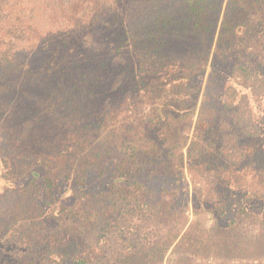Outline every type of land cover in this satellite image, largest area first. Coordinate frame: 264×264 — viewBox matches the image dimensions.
Instances as JSON below:
<instances>
[{"label":"trees","instance_id":"16d2710c","mask_svg":"<svg viewBox=\"0 0 264 264\" xmlns=\"http://www.w3.org/2000/svg\"><path fill=\"white\" fill-rule=\"evenodd\" d=\"M223 1L133 0L123 32L89 0H0V264H264V0ZM206 70L232 75L228 102H199ZM146 98L144 138L125 117L107 127ZM188 166L211 175L214 195L191 196L208 227L166 184ZM94 168L111 180L86 192ZM71 179L80 203H55Z\"/></svg>","mask_w":264,"mask_h":264},{"label":"rangeland","instance_id":"374dc122","mask_svg":"<svg viewBox=\"0 0 264 264\" xmlns=\"http://www.w3.org/2000/svg\"><path fill=\"white\" fill-rule=\"evenodd\" d=\"M64 2V4H66L67 2L71 1V0H54V5H56V3H61ZM159 2V1H158ZM162 2V1H160ZM89 4H94V5H102L103 4V10H107L109 8H111L114 13H112V15H110V20L114 23H111L113 25H120L121 29L123 30V32L125 30H128L130 32V30L127 28V24L128 22L132 23L133 18H131L130 16V9L129 7H127V3H131L133 6L132 9V14H138V8L137 6L133 3V0H89L88 2ZM50 7L53 6L52 3H50ZM225 4V0L223 1L222 6H224ZM139 7L141 6L138 5ZM221 16H222V10H220V14L218 17V23H220L221 21ZM61 18H59L60 20ZM49 17H46V14L43 16L41 15L40 20H39V24L41 27V30L43 31L44 29V25H46L45 22H48ZM58 19L55 18L54 22L57 21ZM43 22V23H42ZM116 23V24H115ZM108 24V23H107ZM135 30V29H134ZM87 36H85L86 38ZM215 41H213V44L211 45V49H215V51L217 52V50L219 49V45L217 44L216 46ZM216 47V48H215ZM215 53V52H214ZM213 53V54H214ZM212 54V55H213ZM211 55V56H212ZM171 67V66H170ZM194 70V68L191 69L190 72H192ZM178 73H182V74H188V70L187 68H185L184 70L180 67H171L169 69V72L167 74V77H171L173 74H178ZM214 73V74H213ZM213 74V79L210 77L209 78V74H208V70L205 71V81L203 84V89H202V94L201 97L199 99V102H203L206 105H208L211 108H214L213 105H216V97L220 96L222 101L228 102L229 99L228 97L225 95L227 86L230 84L231 80H232V75L229 76V73H221L219 75V72H212ZM161 77L154 82L155 84V90L156 92H158V87L161 84ZM151 89V88H150ZM192 90V89H191ZM187 91H189V89H187ZM184 94V93H183ZM190 94H193V92L191 91ZM153 95H149L147 94L146 97L150 100V98H152ZM194 96V94H193ZM145 99L148 100V99ZM154 101L152 100L150 101H146L141 107H137L133 110V108H128V110L124 109V111H120V112H114V114L110 117V121L107 125V127L109 128L110 126H113V128L115 127L116 123H118L121 120V117H125L126 119L134 122V125L132 127V129L127 130L125 132V134H129L132 131V138H134L136 140V138H144L143 137V132H142V128L143 127V120L141 118H146V114L148 116H151V105ZM132 109V113L131 112ZM136 118V119H135ZM185 131H183L184 133ZM189 133V132H187ZM116 137H109L108 142H112L111 146L114 149L113 154L115 155V160H117V155L119 154V151H117V142L118 140H120L119 137H117V134L115 135ZM121 137V135H120ZM117 141V142H116ZM145 139H142L141 141H139L140 146H142V150L143 148H148L149 143L145 142ZM6 140H4V136L0 134V147H4L6 146ZM119 146H120V141H119ZM112 158V157H111ZM172 160V164L175 163L176 160H174L171 157ZM114 164V160L109 161L106 163L105 168H111V166ZM138 168H145V166H148L149 168H151V172L152 173H157L158 170V166L155 165V163H153L152 159L148 160L147 162L143 163V162H138ZM173 167L176 168V165H174ZM93 168V167H92ZM160 168V167H159ZM180 168V167H177ZM140 174H142V172H139ZM162 177V176H161ZM165 177L168 179L167 180V186L173 182L172 185L169 186V190L173 193L172 195L176 194L177 197L179 198L180 202H181V207L182 209H184L183 213L181 214L180 218L181 220H183V222L185 221L186 224L190 223V222H201L204 226L208 227L213 223V219L212 217L206 212V210L202 207H196L197 210L193 209L192 206V201H191V196L194 194L196 196H198V194L196 192H199L200 194V198H204V197H209L210 195H214V193L216 192L215 189L210 188L209 189V184H208V178H211V175H204L201 172H199V170L193 168V167H184L182 170H180V172H174V173H170L168 175H165ZM64 180V178H62ZM85 187L87 188L85 191L86 192H96L98 190H102L105 189L106 185L108 184V182L111 180L108 176L103 175L102 177L98 178L97 176V169H91L88 173L85 174ZM177 180V181H176ZM178 182L176 184H174V182ZM157 182V181H154ZM149 186L152 188V190L149 189L148 191V196L150 198H154L155 196L159 195L162 191H160L159 189H157L156 187H153V183L149 184ZM84 187V188H85ZM160 187V185H159ZM166 187V186H165ZM198 189V191H197ZM78 188L77 185L73 182V179L68 180V181H60V187L58 188V190L56 191L57 193V197L54 198V202L55 203H60L62 201H66V203H68L69 205H78L81 201V196L77 195L78 192ZM171 195V196H172ZM234 197L230 198V200H232L231 204H230V210L229 212L232 214L235 211L236 206V202L233 201ZM261 227L257 226L256 227V231L259 230ZM261 259H258V262ZM264 260V257L263 259ZM257 263V262H256Z\"/></svg>","mask_w":264,"mask_h":264}]
</instances>
